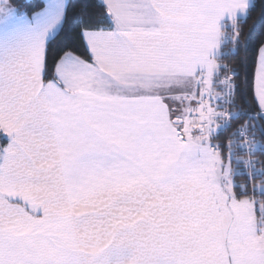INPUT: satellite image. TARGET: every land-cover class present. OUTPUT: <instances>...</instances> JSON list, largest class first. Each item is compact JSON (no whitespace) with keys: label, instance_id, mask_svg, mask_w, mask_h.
Masks as SVG:
<instances>
[{"label":"snow or ice","instance_id":"obj_1","mask_svg":"<svg viewBox=\"0 0 264 264\" xmlns=\"http://www.w3.org/2000/svg\"><path fill=\"white\" fill-rule=\"evenodd\" d=\"M91 7L0 0V264H264L255 5Z\"/></svg>","mask_w":264,"mask_h":264},{"label":"trees","instance_id":"obj_2","mask_svg":"<svg viewBox=\"0 0 264 264\" xmlns=\"http://www.w3.org/2000/svg\"><path fill=\"white\" fill-rule=\"evenodd\" d=\"M25 3L35 4L38 0H24ZM99 0H73L75 5V12L79 14L82 9H85L87 6V12H93L95 9L91 5L98 3ZM255 5L254 10H251L246 17V22L242 23V34L240 37L241 40V50L234 59L229 58L227 60L221 61V63H227L231 66H235L237 61H242L246 56H252L256 48V39L264 36V15H262V8H264V0H252V3ZM76 19H79L77 15ZM247 39V52L244 50V42ZM78 43V42H77ZM2 142V141H0Z\"/></svg>","mask_w":264,"mask_h":264},{"label":"crops","instance_id":"obj_3","mask_svg":"<svg viewBox=\"0 0 264 264\" xmlns=\"http://www.w3.org/2000/svg\"><path fill=\"white\" fill-rule=\"evenodd\" d=\"M252 3V0H250V4Z\"/></svg>","mask_w":264,"mask_h":264}]
</instances>
